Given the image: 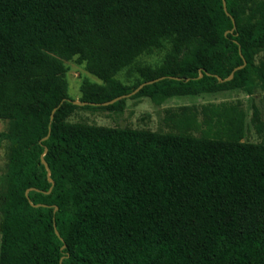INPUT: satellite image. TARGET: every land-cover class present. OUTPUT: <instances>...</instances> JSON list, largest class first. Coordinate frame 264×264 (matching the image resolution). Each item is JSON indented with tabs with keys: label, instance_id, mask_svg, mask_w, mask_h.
Instances as JSON below:
<instances>
[{
	"label": "trees",
	"instance_id": "obj_1",
	"mask_svg": "<svg viewBox=\"0 0 264 264\" xmlns=\"http://www.w3.org/2000/svg\"><path fill=\"white\" fill-rule=\"evenodd\" d=\"M225 5L0 0V264H264V0ZM161 48L133 82L116 77ZM70 59L100 80H81L82 105L68 95ZM231 91L253 96L259 141L242 140L240 101L202 105L201 120L165 109L199 135L68 121L127 98Z\"/></svg>",
	"mask_w": 264,
	"mask_h": 264
},
{
	"label": "rangeland",
	"instance_id": "obj_2",
	"mask_svg": "<svg viewBox=\"0 0 264 264\" xmlns=\"http://www.w3.org/2000/svg\"><path fill=\"white\" fill-rule=\"evenodd\" d=\"M165 48L155 49L150 54H142L138 56L133 65L125 67L117 72L116 77L123 83H131L137 76L135 67L141 64L154 65L159 62L165 53ZM264 57V51L258 56ZM68 70L65 74L68 85V95L77 100L80 95L79 85L83 78H88L91 81L100 82V80L88 72L83 64H78L74 59L65 61ZM221 101L242 102L245 112L247 113L245 137L242 140L251 142L259 141L258 135L254 132L253 127L249 123V117L252 113V105L254 102L253 96L248 95L242 91H231L214 94H200V95H184L173 96L168 98L160 106L155 105L147 97L137 99H126L125 108L122 111H110L106 109H76L69 117L68 121L71 122H84L91 124H99L106 126H125L131 128L148 129V130H161L169 132H187L194 135L201 134L202 127L200 125L197 129L187 127L181 129L175 125L171 119H165V109H170L169 112L175 111H195V117L201 120V107L205 104L219 103ZM184 108H188L185 110ZM8 125V120L0 118V131L5 130ZM7 160V143L4 142L0 147V174L5 168Z\"/></svg>",
	"mask_w": 264,
	"mask_h": 264
},
{
	"label": "water",
	"instance_id": "obj_3",
	"mask_svg": "<svg viewBox=\"0 0 264 264\" xmlns=\"http://www.w3.org/2000/svg\"><path fill=\"white\" fill-rule=\"evenodd\" d=\"M222 7H223V9H224V11L228 14V12L226 11V5H225V0H222ZM201 75V73H199V76ZM231 75H232V73H230V75L227 77V78H230L231 77ZM177 78V77H176ZM154 80H156V79H154ZM153 80H149V81H145V82H143V83H141L138 87H137V89L139 88V87H141L143 84H145V83H149V82H152ZM118 97H116V98H113V99H111V100H109V101H106V102H102V104L103 105H105V104H108V103H110V102H113L114 100H116ZM73 102L74 103H76V104H78V105H82V104H84L85 102H81V101H77V100H73ZM90 104H95V103H92V102H90ZM54 110H55V108H53L52 109V111H51V114H50V118H52L53 117V112H54ZM41 161H42V163L44 164V165H46L45 164V161H44V159L43 158H41ZM46 169H47V173H49V169L46 167ZM50 179V178H49ZM56 232V231H55ZM56 234H58L57 232H56Z\"/></svg>",
	"mask_w": 264,
	"mask_h": 264
},
{
	"label": "crops",
	"instance_id": "obj_4",
	"mask_svg": "<svg viewBox=\"0 0 264 264\" xmlns=\"http://www.w3.org/2000/svg\"><path fill=\"white\" fill-rule=\"evenodd\" d=\"M256 101H257V103H258V106L260 107V109L262 108V106H263V102H262V100L260 99V97H257L256 98ZM243 108H244V106H243ZM258 115V114H257ZM264 118V114L262 115V113H259V116H258V119H259V121L262 123V121L264 120L263 119ZM247 119V118H246ZM254 132L258 135V137H259V139H261V135H260V133H258L257 131H255L254 130ZM262 135H264V128L262 129ZM245 137V136H244ZM243 139V138H242Z\"/></svg>",
	"mask_w": 264,
	"mask_h": 264
}]
</instances>
